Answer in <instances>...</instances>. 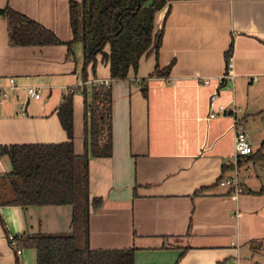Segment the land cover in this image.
<instances>
[{"label": "crops", "instance_id": "0c3cea01", "mask_svg": "<svg viewBox=\"0 0 264 264\" xmlns=\"http://www.w3.org/2000/svg\"><path fill=\"white\" fill-rule=\"evenodd\" d=\"M81 1L0 0V9L10 8L67 43L69 5ZM158 37V48L143 55L126 79L109 82L108 67L98 58L96 76L87 67L80 90L81 43L71 54L66 45L12 47L0 16V90L6 93L0 148L68 142L57 107L74 92L73 151L88 157L89 250L132 249L134 264H264V171L256 166L264 161L256 160L264 155V0L167 2L153 17V43ZM228 51L233 78L217 103L238 112L252 148L237 166L243 192L236 199L219 185L234 173L233 118H207L208 98L225 71ZM156 68L169 70L151 76ZM92 81L110 83L109 158L90 157L86 149ZM28 87L38 89L40 99L28 98ZM256 145L261 150L253 155ZM250 169L263 180L251 181ZM11 171L9 158L0 156V176ZM94 199L102 201L96 211ZM71 221L70 206L0 204V264H36V251L19 248L17 256L7 235L70 234Z\"/></svg>", "mask_w": 264, "mask_h": 264}, {"label": "trees", "instance_id": "16d2710c", "mask_svg": "<svg viewBox=\"0 0 264 264\" xmlns=\"http://www.w3.org/2000/svg\"><path fill=\"white\" fill-rule=\"evenodd\" d=\"M170 1L176 0L70 2L71 40L67 43H62L52 32L8 7L0 9V16L7 23L10 46L66 45L71 54L73 45L81 43L84 82L88 80L87 67H90L92 76H96L98 58L100 63L107 65L109 82H113L126 79L129 69L135 71L143 55H147L152 48H158L160 38L155 43L152 40L153 17ZM168 70L162 73L156 68L151 76L167 75ZM109 85H93L86 103L85 142L88 154L93 158H109L112 155ZM141 91L146 95L145 88ZM73 94L64 95L57 107V117L68 142L0 148V156H7L12 166L11 173L0 176V204L72 207L70 234L15 237L17 248L36 251V264H134L132 249H88V157L87 154L77 156L73 151ZM261 159L264 155L259 154L256 160ZM101 203V200L94 199L93 211L98 210Z\"/></svg>", "mask_w": 264, "mask_h": 264}, {"label": "built area", "instance_id": "2783aa9c", "mask_svg": "<svg viewBox=\"0 0 264 264\" xmlns=\"http://www.w3.org/2000/svg\"><path fill=\"white\" fill-rule=\"evenodd\" d=\"M226 68L224 73L217 79L214 91L209 95L208 98V116L209 120L215 119L218 116L229 115L233 118V131H234V153L232 157V162L230 165L234 167V173L232 177L222 180L219 185L222 187H228L230 189L233 199H236L242 192V182L238 176V163L241 159H244L251 155L252 148L250 143L247 140L246 134L242 129L241 125L243 124L242 118L238 116V112L232 107L231 110H228L226 106L218 104L217 100L219 98V92L223 85L228 81H231L233 78L232 74V59L228 57L226 59ZM173 82V81H172ZM202 85L209 86L210 79L203 78L201 80ZM10 85H14L12 79L9 80ZM92 84L108 86L109 82L106 81H92ZM86 85V82H81L78 85L80 90H83V87ZM27 96L30 99L38 100L40 99V91L34 87L27 88ZM6 97V93L3 90H0V104L2 100ZM229 165V164H228ZM6 239L10 250L14 251L17 256H20L22 251L17 248L16 238L12 235H7Z\"/></svg>", "mask_w": 264, "mask_h": 264}, {"label": "rangeland", "instance_id": "374dc122", "mask_svg": "<svg viewBox=\"0 0 264 264\" xmlns=\"http://www.w3.org/2000/svg\"><path fill=\"white\" fill-rule=\"evenodd\" d=\"M252 119H254V117L253 118H247V121H250V122H252ZM261 119V118H260ZM259 121H261V120H255V123L256 124H260V122ZM250 132H252V131H248V133H250ZM261 150V148H260V146H258V145H256V146H253V155H256L259 151ZM256 166H259V167H261L262 166V173H263V171H264V161H259L258 162V164L256 165ZM255 166V167H256ZM249 173H250V177H249V179L251 180V181H254V182H256L257 181V179H260V180H263V178H262V175L260 174V172H256V174H255V170L253 171L252 169H250L249 170Z\"/></svg>", "mask_w": 264, "mask_h": 264}]
</instances>
